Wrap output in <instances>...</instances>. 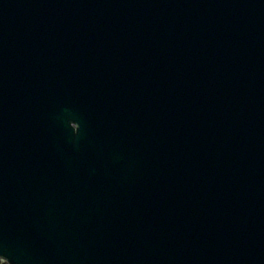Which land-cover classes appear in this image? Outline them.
Here are the masks:
<instances>
[{"label":"water","instance_id":"obj_1","mask_svg":"<svg viewBox=\"0 0 264 264\" xmlns=\"http://www.w3.org/2000/svg\"><path fill=\"white\" fill-rule=\"evenodd\" d=\"M5 191L9 264L264 263V0H0Z\"/></svg>","mask_w":264,"mask_h":264},{"label":"bare ground","instance_id":"obj_2","mask_svg":"<svg viewBox=\"0 0 264 264\" xmlns=\"http://www.w3.org/2000/svg\"><path fill=\"white\" fill-rule=\"evenodd\" d=\"M41 147H43L44 149H48L49 148V146H47V145H43V146H41ZM99 233V232H98Z\"/></svg>","mask_w":264,"mask_h":264},{"label":"snow or ice","instance_id":"obj_3","mask_svg":"<svg viewBox=\"0 0 264 264\" xmlns=\"http://www.w3.org/2000/svg\"><path fill=\"white\" fill-rule=\"evenodd\" d=\"M0 264H3V261H0Z\"/></svg>","mask_w":264,"mask_h":264}]
</instances>
